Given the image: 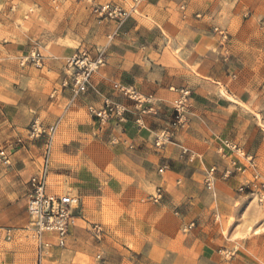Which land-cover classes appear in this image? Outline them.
<instances>
[{"label": "crops", "instance_id": "1", "mask_svg": "<svg viewBox=\"0 0 264 264\" xmlns=\"http://www.w3.org/2000/svg\"><path fill=\"white\" fill-rule=\"evenodd\" d=\"M229 1L145 0L118 23L97 19L86 0H52L59 14L48 0H0V149L6 144L10 157L9 165L0 161V227L20 222L13 198L21 191L26 201L27 183L42 166L44 139L28 138L31 123L39 119L44 125L59 121V126L75 128L55 135L49 181L69 177L81 197L82 213L86 199L134 208L130 214L114 216L106 229L120 251L114 250L111 264H142L138 255L148 260L145 264H156L174 250L187 249L212 258L219 246H232L244 214L258 212L249 194L238 192L248 181L246 175L222 177L232 159L238 156L239 164L245 160L227 148L221 153L212 134L228 122L211 114L227 109L221 88L241 100L259 90L264 0ZM25 4L45 5L51 20L45 26L34 22L25 30L20 16ZM216 28L227 32V38ZM66 38L77 47L64 46ZM35 43L41 45L46 67H21L19 58ZM80 46L105 49L107 61L88 90L74 97L61 84L65 60ZM172 87L192 92L189 124L176 129L171 142L157 147V135L174 122L177 92ZM122 88L152 97L156 112L144 116V126L131 116L126 123L102 126L90 113L91 106L99 109L106 102L133 107ZM245 139L232 141L252 155L245 149L250 140ZM213 165L218 167L214 193L205 182ZM158 188L162 196L155 203L150 196ZM48 189L58 193L62 188L49 184ZM230 218L234 222L228 224ZM117 235L122 237L119 242ZM121 253L129 256L119 261L116 254Z\"/></svg>", "mask_w": 264, "mask_h": 264}, {"label": "rangeland", "instance_id": "2", "mask_svg": "<svg viewBox=\"0 0 264 264\" xmlns=\"http://www.w3.org/2000/svg\"><path fill=\"white\" fill-rule=\"evenodd\" d=\"M81 2L80 0H76ZM111 0H100L96 3H104ZM119 1V0H118ZM229 1V0H228ZM232 1V0H231ZM229 1L234 4V2ZM84 2V1H83ZM53 12L61 13L56 9L57 3H53L52 0L47 2ZM46 4V6H48ZM71 8V4L67 5V8ZM23 12L21 17L24 18L23 28L29 30L33 27L34 22L40 26L45 24L50 19L45 5L42 8L34 7L32 5L25 4L23 6ZM36 11V12H34ZM58 16V15H57ZM70 34V32H68ZM40 36H37V43ZM64 46L71 49H75L78 44L74 43L69 38L62 41ZM41 46V45H40ZM42 50V48H41ZM43 52V51H42ZM257 80L262 85L264 76V69L257 70ZM261 85L259 90L250 95H244L242 100L238 97L228 94L225 88H221V96L225 99L227 109L211 114L212 118L221 119L227 121L228 124L225 128L217 129L214 131L213 140L219 146L223 140H229L231 142L242 138L243 140H250L246 144V150L252 153L257 169L261 176L264 178V90ZM59 124V121H57ZM75 128H65L63 125H58V134L73 133ZM224 133V136L223 135ZM233 140V141H232ZM238 143V142H237ZM235 143V144H237ZM239 144V143H238ZM237 144V145H238ZM8 147L5 144L4 148ZM1 150V149H0ZM240 152L241 154H248L246 151ZM3 162L2 160H0ZM5 163V162H3ZM7 165V163H6ZM9 165V164H8ZM244 175L248 178V181L243 182L242 185L248 184L252 179L251 170L247 171ZM235 176V174L233 175ZM50 185L61 186L59 194L71 192L78 196L80 195L76 189L71 185L69 177L60 179L58 181H49ZM239 192V191H238ZM242 194H248V191L239 192ZM121 195V192L119 193ZM119 199L123 198L118 196ZM249 201H254L258 214H244L243 219L239 222V231L234 235L237 238L233 245L230 247L219 246L217 254L212 258L204 255L195 254L192 255L191 249L186 251L174 250L171 256L164 257L162 261H155L156 264H264V201L259 202L256 196L249 195ZM15 205V216L20 219V222L15 224H5L0 227V264H34L37 260V248L35 241L30 237L26 227L28 226V217L25 210V197L22 192L18 198H13ZM85 210H83L82 216L77 219L75 227L71 230V233L67 240V246L65 248H53L50 255H48L44 264H111L112 254L114 250L119 251L117 247H114V240L112 235L106 233L108 226L112 225V219L114 216H123L130 214L134 208L124 207L118 202H111L107 199L99 201L85 200ZM81 209H84L83 207ZM234 222L233 218L228 220V224ZM222 223H226L224 220ZM98 226V231L95 229ZM13 229V238L8 240L6 237V229ZM228 230L225 229V236H228ZM117 241H121V235H117ZM131 250L135 251L137 248L129 243ZM196 250V249H195ZM220 250L222 253H220ZM120 252V251H119ZM119 261L124 257H128L127 254H116ZM136 257V255H134ZM144 255H138V259L142 264L148 263V260H141ZM129 259V258H128Z\"/></svg>", "mask_w": 264, "mask_h": 264}, {"label": "built area", "instance_id": "3", "mask_svg": "<svg viewBox=\"0 0 264 264\" xmlns=\"http://www.w3.org/2000/svg\"><path fill=\"white\" fill-rule=\"evenodd\" d=\"M84 1V0H80ZM94 15L100 21L113 20L122 23L136 13L139 6L145 0H129L125 5L120 0H111L104 3H96L94 0H86ZM237 1V0H232ZM222 37L227 38V32L215 29ZM46 56L39 44L35 43L31 49L19 58L21 67L33 66L39 69L46 67ZM107 56L105 49L92 46H80L77 51L65 60L66 76L62 81L61 88L69 89L74 97H77L88 90L93 75L106 64ZM264 90V76L261 85ZM177 92V97L173 102L174 122L172 128L161 131L155 140L157 147H162L171 142L173 134L178 128H185L189 124V110L192 92L187 87L171 88ZM122 93L134 102V106H125L114 102H106L102 108L90 107L89 111L100 125L105 126L110 122L123 124L131 117L139 127L144 126V116L155 113L156 109L152 102V97H143L132 88H122ZM53 97V95L51 96ZM58 129V122L51 125H44L39 119H35L28 132V138L35 140L44 139L46 154L44 155L41 168L29 179L26 192L25 210L29 221L26 227L30 237L35 241L37 248V260L34 264H44L45 258L50 255L53 248H65L71 230L76 225L77 219L82 216V203L78 196L67 192L59 194L49 191V174L51 170V149ZM21 142V140L17 141ZM224 148L237 152L245 163L239 164V157L232 159V166L226 167L222 173L225 179L236 173L245 174L251 170L252 179L248 184L241 185L239 192L248 191L251 196H256L259 202L264 201V178L257 169L253 155L241 154V148L229 141L223 140L220 150L224 153ZM184 152H188L187 149ZM0 159L10 164V157L7 149L0 150ZM164 168L160 169L163 172ZM218 167L213 165L206 175V187L214 193V184ZM162 196V190L158 188L150 200L157 203ZM98 229V226H95ZM8 240L13 238V229H6Z\"/></svg>", "mask_w": 264, "mask_h": 264}]
</instances>
